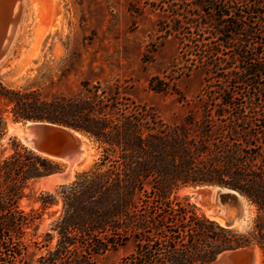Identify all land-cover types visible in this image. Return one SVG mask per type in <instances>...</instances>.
<instances>
[{
  "label": "trees",
  "instance_id": "16d2710c",
  "mask_svg": "<svg viewBox=\"0 0 264 264\" xmlns=\"http://www.w3.org/2000/svg\"><path fill=\"white\" fill-rule=\"evenodd\" d=\"M247 1L194 0L213 10L200 24L213 25L222 46L232 48L238 40L252 51L242 70L247 79L225 60L220 64L224 82L256 86V78H264V30L251 19L264 18V0ZM211 53L217 58L222 52L213 47ZM238 94L224 84L213 98L200 101L201 115L168 124L145 109L126 111L119 101L112 104L107 89L86 80L76 94L47 96L38 87L16 88L0 78V147L9 112L16 121L73 128L101 148L98 161L58 187L62 213L39 246L28 236L30 229L38 227L40 208L60 200L42 191L40 208L30 211L19 201L31 182L61 166L12 139L13 152L0 158V264H99L106 252L128 242L134 247L122 264H213L225 251L255 244L264 253V124L254 113L253 97L250 104L237 102ZM204 184L227 188L253 204L252 229L222 225L173 198L183 185ZM33 244L46 251L37 257Z\"/></svg>",
  "mask_w": 264,
  "mask_h": 264
},
{
  "label": "rangeland",
  "instance_id": "374dc122",
  "mask_svg": "<svg viewBox=\"0 0 264 264\" xmlns=\"http://www.w3.org/2000/svg\"><path fill=\"white\" fill-rule=\"evenodd\" d=\"M22 6L10 54L0 67V78L13 87H38L47 96L76 94L86 80L107 89L112 104L119 101L118 105L126 111L145 109L158 119L174 124L187 114L201 115L200 101L213 98L228 84L239 93L237 102L253 97L251 100L257 105L254 113L264 124V102L260 101L264 99V90L260 88L264 78H256V86L237 83V79L227 83L224 82L226 72L220 69V64L226 60L228 65L238 66L235 73L242 80L247 79L248 75L242 70L249 65L252 51L247 52L238 40L227 49L221 45L222 38L213 36L217 32L213 25L201 26L200 22L209 21L204 14L214 13L209 6L198 7L194 0H24ZM263 19L251 20H256L254 25L264 30ZM213 47H219L222 52L217 58L211 53ZM155 85L164 90L153 89ZM5 117L6 132L0 158L13 152V138L23 143L15 129L27 123L14 120L9 112ZM81 134L87 141L89 157L80 170L75 171V177L101 156L98 143ZM57 161L63 169L65 163ZM44 176L25 188L20 208L25 211L40 208L38 197L42 191H50L40 186ZM59 186L50 191L56 194L59 203L40 208L38 227L35 231L30 229L28 236L39 241V246L44 244V234L52 221L62 213ZM173 198L193 204L206 216L208 208L224 209L234 222L231 227L240 232L251 230L256 216L255 206L245 197L235 196L218 185H183ZM55 242L56 238L51 246ZM36 245L33 244L32 249L38 257L46 247ZM133 247V243L128 242L111 249L99 258V264H122ZM258 252L260 264H264V253L257 244L245 247L241 258L257 260ZM213 264H217V259Z\"/></svg>",
  "mask_w": 264,
  "mask_h": 264
},
{
  "label": "water",
  "instance_id": "95a60500",
  "mask_svg": "<svg viewBox=\"0 0 264 264\" xmlns=\"http://www.w3.org/2000/svg\"><path fill=\"white\" fill-rule=\"evenodd\" d=\"M16 3L17 0H0V64L8 56L15 37L18 14L15 10ZM24 127L28 136L23 143L27 147L41 155L56 158L65 163L63 169L44 177L57 173L61 179H67L70 161L82 153L83 145H85V141L76 134L80 131L47 121L29 120ZM243 250L244 248H239L221 253L217 258V264H254L256 261L254 257L248 261L242 260Z\"/></svg>",
  "mask_w": 264,
  "mask_h": 264
},
{
  "label": "bare ground",
  "instance_id": "6f19581e",
  "mask_svg": "<svg viewBox=\"0 0 264 264\" xmlns=\"http://www.w3.org/2000/svg\"><path fill=\"white\" fill-rule=\"evenodd\" d=\"M23 1L24 0H17L16 7H15L16 12L18 13L17 14V25L15 27V35H16L17 29L19 27L21 14L23 12V6H22ZM14 38H13V41H14ZM12 44H13V42H12ZM12 44H11V46H12ZM10 50H11V47H10ZM9 54H8V56H9ZM7 57L3 61V63L5 61H7V59H8ZM2 64H0V67ZM24 128H25L24 125H18L15 129V131L20 135V138L22 139V141H24L26 139V137L28 136V134ZM76 134L79 135L83 139V141H85V145H83L82 153H80L77 158L70 161V170H69V174H68L67 179H61L57 173H54V174L47 176V177H43V178H41V181H40V186L43 189L54 191V190H56V187L59 184L67 183V182L73 180L75 177V171L78 170L79 168H81L83 166V164L86 162L87 158L89 157V150H87V145H86L87 141L85 140L84 136L80 132H76ZM53 159H56V158H53ZM56 160H59V159H56ZM59 161H61V160H59ZM207 214L209 217L219 221L223 225L231 226L234 224V222L229 220L228 216L224 212V209L223 210L222 209L216 210L214 208H208ZM254 264H260V252L257 253V260L254 262Z\"/></svg>",
  "mask_w": 264,
  "mask_h": 264
}]
</instances>
